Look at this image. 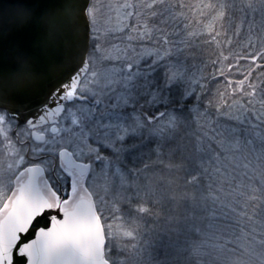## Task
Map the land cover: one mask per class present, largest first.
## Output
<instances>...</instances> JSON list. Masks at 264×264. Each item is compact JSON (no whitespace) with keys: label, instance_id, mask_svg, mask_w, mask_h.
<instances>
[{"label":"snow or ice","instance_id":"1","mask_svg":"<svg viewBox=\"0 0 264 264\" xmlns=\"http://www.w3.org/2000/svg\"><path fill=\"white\" fill-rule=\"evenodd\" d=\"M39 8L0 7V264H264V0Z\"/></svg>","mask_w":264,"mask_h":264},{"label":"water","instance_id":"2","mask_svg":"<svg viewBox=\"0 0 264 264\" xmlns=\"http://www.w3.org/2000/svg\"><path fill=\"white\" fill-rule=\"evenodd\" d=\"M15 2H16V0H0V7H6V6L11 5ZM30 2L36 4L37 5V11H39L40 10L39 6L44 4V3H47L48 0H30ZM34 38H35L34 33L30 29V27L25 26L20 31H14L13 33L9 34V36L7 37V41L9 43L29 42V41L33 40Z\"/></svg>","mask_w":264,"mask_h":264}]
</instances>
